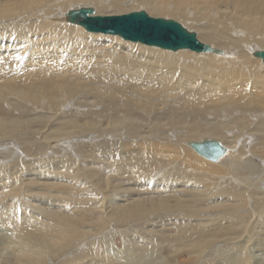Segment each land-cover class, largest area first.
<instances>
[{"label": "bare ground", "instance_id": "obj_1", "mask_svg": "<svg viewBox=\"0 0 264 264\" xmlns=\"http://www.w3.org/2000/svg\"><path fill=\"white\" fill-rule=\"evenodd\" d=\"M81 7L184 20L219 53L89 33L66 21ZM260 50L264 0H0V147L22 135L36 141L48 128L45 147L29 144L24 162L0 169V233L12 250L1 256L0 239V264H142L150 247L165 256L152 254L147 264H263ZM40 111L59 115L34 117ZM95 116L99 127L90 126ZM203 140L220 142L224 155L213 161L190 146ZM53 145L63 157L92 152L77 165L46 158ZM227 166L258 194L252 205L241 191L225 194L230 203L219 193L230 188ZM246 211L247 219L239 215ZM235 240L245 251L220 247ZM110 241L123 253L105 249Z\"/></svg>", "mask_w": 264, "mask_h": 264}, {"label": "water", "instance_id": "obj_2", "mask_svg": "<svg viewBox=\"0 0 264 264\" xmlns=\"http://www.w3.org/2000/svg\"><path fill=\"white\" fill-rule=\"evenodd\" d=\"M66 21L81 26L88 32L116 35L124 40L174 52L189 49L198 53H219L217 48L200 41L196 32L188 30L180 22L155 18L143 10L124 15H95L94 8L81 7L70 10L66 14ZM255 56L264 62V51H256ZM190 146L200 155L213 161L221 158L226 151L216 140L190 142Z\"/></svg>", "mask_w": 264, "mask_h": 264}, {"label": "rangeland", "instance_id": "obj_3", "mask_svg": "<svg viewBox=\"0 0 264 264\" xmlns=\"http://www.w3.org/2000/svg\"><path fill=\"white\" fill-rule=\"evenodd\" d=\"M95 9V11H96V8H94ZM123 9V11L124 12H122V13H125V12H131V11H140V10H143V11H146V9H139V10H131L130 9V11H127V10H129V9H125V8H122ZM109 10H111V9H109ZM147 12V11H146ZM122 13H115V14H122ZM148 13V12H147ZM149 14V13H148ZM104 15V14H103ZM150 15V14H149ZM156 17H163V18H166V19H174V20H176V21H178V22H180L184 27H186L188 30H190L191 28H189L188 26H187V24H189L188 22H187V24L186 23H184V22H182V21H184V20H182V21H180L179 19H176V18H173V17H169V16H156ZM7 26H11V27H13V24L12 23H7L6 24ZM73 25H75V24H73ZM78 26V25H77ZM81 27V26H80ZM84 31H86L83 27H81ZM23 30V29H22ZM190 31H194V32H196L195 30H190ZM90 33V32H89ZM197 33V37H198V39L199 40H201L200 39V37H199V31H197L196 32ZM116 36V35H115ZM120 37V36H119ZM136 43H138V42H136ZM156 48H158V49H161V50H164V51H170V50H165V49H162V48H159V47H156ZM170 52H173V51H170ZM177 52V51H176ZM180 52V51H179ZM190 52H192V51H190ZM192 53H196V52H192ZM196 54H202V53H196ZM205 54H207V53H205ZM257 58V57H256ZM66 112H70V109L68 110V111H66ZM39 113H41V114H45V115H59L58 113H47V112H44V111H40V112H38L37 114H35L34 115V117H37V116H39ZM64 112H62L61 114H63ZM93 120H94V123L95 124H90V126H95V127H99V125H100V123H99V120L96 118V116L95 117H93L92 118ZM124 119H128V117L125 115L124 116ZM256 120H258V118H256ZM256 120H254V121H256ZM81 121V120H80ZM75 122H78V121H75ZM75 122H70V123H68V125L69 126H67V128H71V129H73L72 128V124H74ZM87 121H85V123H86ZM258 122H260V121H258ZM257 122V123H258ZM78 123H80L81 124V126H83L82 124H83V122H78ZM62 125H64V124H62ZM89 124H85V126L86 127H83V128H74V130L73 131H76V130H80V129H86L87 128V126H88ZM59 128V127H58ZM257 129H259V131L260 130H262V129H260V128H256V130ZM48 130V128H44L43 130H41V132H40V135H39V137L41 136V134H44L46 131ZM44 136V137H43ZM43 136H41L40 138L38 137L37 139H36V141H38V142H36L35 141V138L34 139H32L31 140V138H29L28 140H26L25 139V137H27V135H22V137H24V138H22V139H20V140H17V141H15L14 142V146L13 145H9V144H7V143H4V145H1V147H0V169L1 168H8V167H12V164H14V163H16V161L17 162H24L23 161V158L25 157H23V153L22 152H25L26 154H27V146H29V144H31V146H38V145H40L42 148L43 147H45L46 145L45 144H48V143H46V142H48V140L45 138V134L43 135ZM49 136H51V134L49 135ZM48 136V139H50V137ZM53 136V135H52ZM97 137V139H95V138H93V139H95V140H93V139H91L90 137H89V139H91V140H93V142H97V140H98V136H96ZM101 138H103V136H101ZM105 139V138H104ZM113 139V138H112ZM100 140H102V139H100ZM247 140V139H246ZM27 142V143H26ZM32 142V143H31ZM33 142H34V145H33ZM83 142V141H82ZM9 143V142H8ZM43 143V144H42ZM248 145H249V143H248ZM59 146V145H58ZM58 146H55V145H53L52 147H47L46 148V150H43L44 152H46L47 150H49V151H47L46 153H48L49 154V152H51L52 151V153H50L49 155H47L46 156V158L47 157H49V156H51V157H58V159L59 158H62V159H60V161H68L69 159L74 163V164H79V162H83V161H85L86 160V155H87V152L89 151V153L90 152H92L91 150V146L89 147V150L87 151V152H84V149H82V148H78V153H76V156H73L72 155V153L71 152H67L66 151V149H65V147L64 146H60L61 147V149L62 150H64L65 149V151H66V153L64 154L65 156L63 157V156H58L59 155V153H58ZM246 146H247V144H246ZM35 147V148H36ZM248 147V146H247ZM50 148V149H49ZM16 149V150H15ZM18 150V151H17ZM22 151V152H21ZM76 151H77V149H76ZM14 152V153H13ZM11 153V154H10ZM20 153V154H19ZM15 154V155H14ZM56 154H58V155H56ZM53 155V156H52ZM115 155H117V154H112V155H110V153H108V154H106V153H104L103 152V156H105L108 160H110V161H112V160H114V159H116V156ZM15 156V157H14ZM23 157V158H22ZM3 158H5V159H3ZM16 160H15V159ZM39 158V157H38ZM73 158H74V161H73ZM76 158V159H75ZM250 158H253L252 156H250L249 154L248 155H246V159L245 160H248V159H250ZM14 161H13V160ZM25 159V158H24ZM29 159H31V158H29ZM29 159H27L26 158V160H27V162H29L30 160ZM32 159H34V158H32ZM203 159V158H202ZM4 160V161H3ZM253 161V159H250L249 161ZM13 161V162H12ZM233 161V160H232ZM232 161H231V163H232ZM254 161H258V159L256 158V159H254ZM5 162V163H4ZM246 162V161H245ZM2 163V164H1ZM43 163H45V162H43ZM110 163H112V162H110ZM230 163V164H231ZM254 163H257V162H254ZM6 165H7V167H6ZM31 166V165H30ZM229 166V165H228ZM226 167V169L227 168H229V167ZM23 167H25L24 165H23ZM247 167V166H246ZM256 168H258L257 166H255ZM74 168L75 169H77V166H74ZM261 169V168H260ZM25 170V169H24ZM228 170L231 172V170H230V168L229 169H227V173H226V176H225V178H227V176H228ZM248 170H251V168H250V166L248 167ZM238 172H240V171H234V172H231V181H230V188L229 189H227V190H225L226 188H221L222 190H219V193H223L222 194V197H223V199L224 200H226L228 203H230L231 201L230 200H228V198L225 196V194H233V189H235V190H238V191H241V192H243V195L241 196V198H243L244 199V201L246 202L247 201V204L249 205L250 203H251V205L253 204V202L255 201V200H257V197H258V194H254V191H253V193H250L249 192V190L248 189H246V185H242V183L240 182V180H243V178H241L240 176H238ZM242 172V171H241ZM33 173H36V172H33ZM259 173H261V176H264V170H263V166H262V169H261V171H259ZM248 175V174H247ZM248 176H250V175H248ZM248 176L247 177H245V176H243L245 179L247 178L248 179ZM258 177H256L255 179H257ZM260 178V177H259ZM253 179V178H252ZM255 179H253L252 180V182L255 180ZM258 180H260V179H258ZM250 184V183H249ZM242 185V186H241ZM226 187L228 186V184H226L225 185ZM239 186H241V187H239ZM148 187H151V185H149V183H148ZM238 187V188H237ZM264 190V188H262V189H257V191H260V192H262ZM264 192V191H263ZM249 195H250V197H249ZM234 196H236V197H239L240 195H234ZM248 196V197H247ZM238 200H240V199H238ZM260 203V202H259ZM32 205L33 204H35V205H37L38 203L37 202H32L31 203ZM43 207H44V205H43ZM246 207V206H245ZM248 209V208H247ZM248 210H250V209H248ZM244 211V210H243ZM244 214H246V216H244ZM242 218H249L250 217V213L249 212H245V213H241V214H239ZM230 216V215H229ZM220 217H225V215L224 214H222V215H220ZM216 217L215 216H213L212 217V219H215ZM251 219V221L253 220V218H250ZM259 220H262V219H258L257 221H259ZM250 222V221H249ZM1 229V228H0ZM9 234H11V232L9 233ZM2 238H4V240H6L5 241V244L4 245H6V244H8V242H7V240H9V238H10V235L9 236H7V234H5L4 232L3 233H0V239H2ZM124 241V239L122 240V242ZM4 242V241H3ZM236 242V243H235ZM235 242L233 243V242H227V243H223L222 245H220V247L221 248H225V247H227L228 248V246H230L229 248H228V252H231L232 253V250H231V247H234V246H236V248L234 249L235 251H239V249H244V248H242V245L244 244V242L245 241H239V246H238V244H237V242H238V240L236 241L235 240ZM109 244H107L106 245V247H105V249H109L110 251H112L111 252V254L115 257V256H117L118 254H120V252L121 253H123L122 252V249L120 248V247H118V243H116V242H114V243H112L111 241L110 242H108ZM116 243V244H115ZM124 243V242H123ZM83 244L84 243H82L81 245L83 246ZM81 245H80V247H81ZM110 245V246H109ZM89 245L86 243L85 245H84V248L85 247H88ZM114 246L116 247V248H114ZM6 248H7V250L6 249H3L2 251H1V256H6L8 253H11L12 252V250H11V248H10V245H6ZM107 249V250H108ZM162 249V248H161ZM230 249V250H229ZM116 250V251H115ZM145 250L146 251H144L143 252V254L142 255H145L146 254V258H145V260L144 261H141L140 263H144L145 261H147V262H145V264H147V263H149L150 262V256L153 254H158V255H160V254H162L163 252H161V250L159 251V250H154V249H151V247L150 248H145ZM10 251V252H9ZM77 251H78V249H77ZM76 250L73 252H71L72 254L73 253H76L77 252ZM244 251H245V249H244ZM117 252H119V253H117ZM148 252V253H147ZM151 252V253H150ZM254 253V255H256L257 257L260 255V252L259 251H253ZM70 256V255H69ZM162 256H165V253L164 254H162ZM260 257V256H259ZM258 259V258H257ZM161 260H165L164 258H162ZM127 261H129V259H127ZM127 261H125L124 263H126ZM256 262V261H255ZM142 263V264H143ZM262 263L264 264V261H262ZM131 264H134V262L132 261V263Z\"/></svg>", "mask_w": 264, "mask_h": 264}]
</instances>
